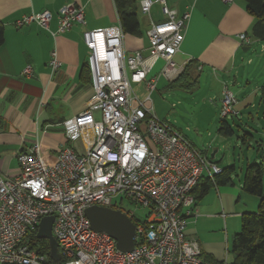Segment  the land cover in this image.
Segmentation results:
<instances>
[{
    "label": "built area",
    "instance_id": "2783aa9c",
    "mask_svg": "<svg viewBox=\"0 0 264 264\" xmlns=\"http://www.w3.org/2000/svg\"><path fill=\"white\" fill-rule=\"evenodd\" d=\"M152 4L141 0L140 12L149 15ZM162 4L165 19L150 23L146 54L125 51L120 26L82 32L91 96L84 112L60 126L83 152L63 148L52 165L43 162L40 143L17 154V175L0 177V264H50L31 238L45 217L54 218L51 233L58 262L64 264H209L186 229L195 215L193 190L201 178L222 174V168L152 113L150 97L160 78L171 83L184 69L173 58L190 18L189 12L178 17ZM51 20L52 14L43 11L16 25L35 22L48 30ZM57 23L58 34L67 32L73 24L84 25V13L68 4L58 11ZM239 39L248 44L246 36ZM158 61L164 63L159 74L149 77ZM49 67L52 73L61 68L55 52ZM22 76H32L30 66ZM133 85L147 93L143 101ZM236 104L233 92L224 87L220 119L237 117ZM118 198L146 210L143 219L124 212L136 228L135 246L127 253L107 234L93 231L84 213L91 207L118 210L113 206Z\"/></svg>",
    "mask_w": 264,
    "mask_h": 264
},
{
    "label": "crops",
    "instance_id": "0c3cea01",
    "mask_svg": "<svg viewBox=\"0 0 264 264\" xmlns=\"http://www.w3.org/2000/svg\"><path fill=\"white\" fill-rule=\"evenodd\" d=\"M151 1L153 4L149 15L138 11L142 14L139 17V32L136 35H124L125 51L146 54L150 23H160L165 19L161 12L163 1L178 17L189 12L183 41L173 62L180 67L190 61L195 62L197 67L194 66V69L199 70L197 84L202 76L205 79V74H208L220 84V91L224 87L230 90L231 86L235 87L236 92L233 89L231 91L237 101V117L243 116L249 107L251 112L246 117L254 122L255 113L252 110L256 108L255 99L263 81H257L251 86L252 78L256 75V70L253 72L252 68L256 67L245 53L252 45L261 42L250 36L255 20L246 12L245 1ZM68 4L82 9L84 25L73 24L67 32L58 34L57 13ZM43 11L52 14L48 30L41 29L35 22L16 25L23 17H37ZM0 23L4 29V42L0 46V177L10 179L18 173L17 154L35 143H40V155L46 165L54 164L58 152L63 148L83 152L80 142L67 140L60 126L62 122L84 112L91 96L89 76L85 70L88 50L83 43L82 32L119 26V18L114 0H0ZM240 35L246 36L248 44L239 39ZM53 52L61 62V68L56 73H52L49 67ZM259 54H264L263 43L259 46ZM262 58L257 69L262 65ZM163 65L162 61H158L149 77L158 75L160 70L157 68ZM27 66L32 71L29 78L22 76ZM167 84L170 83L167 81ZM220 97L221 92L218 96L219 106ZM259 117L258 121L264 123L263 112ZM248 138L252 140L250 136ZM233 186H214L217 196L215 203L205 202V195L201 201L195 202V215L188 220L186 237L196 240L203 257L210 258L214 263L229 264L226 256L222 261L220 241L221 232L226 235L228 220L256 211L248 209L249 204L253 206L250 202L253 196L241 189L242 183L239 188ZM200 191L199 186L197 193ZM222 197L233 200L232 210H228L226 215L223 212L227 204ZM221 220L224 229L218 228V239L216 228H210L214 221Z\"/></svg>",
    "mask_w": 264,
    "mask_h": 264
},
{
    "label": "rangeland",
    "instance_id": "374dc122",
    "mask_svg": "<svg viewBox=\"0 0 264 264\" xmlns=\"http://www.w3.org/2000/svg\"><path fill=\"white\" fill-rule=\"evenodd\" d=\"M139 17H142L141 13H139ZM259 46H261V43L254 44L251 46L250 50L245 53L247 58L254 61L253 66L256 67V69L252 68L253 72L256 70V75L252 78L251 86L255 85V82L257 81H263L261 86L264 84V54H259ZM261 58L262 62L260 64L262 65L257 69ZM158 69L160 70L161 67H158L157 70ZM227 82L231 84L233 83L229 80H227ZM198 83L199 84H197L191 92H187L184 89L169 88L167 81H165L164 78H160V81L156 86V91H154L150 97L152 113L157 119L164 121L166 124L172 126L177 132L181 133L197 151L205 153L208 158H210L211 154L216 150L213 162L220 168L233 166L234 171L229 176V184L234 185V188H239L249 164L259 161L257 157L260 156L262 164L264 165V131H262L264 123L258 121L260 120L259 116L261 112H263L260 106V96L258 95L256 97V108L255 110H252V112L255 113L254 122L249 121L246 117V115L251 112L249 107L246 108L243 116L241 115L237 118L228 117L225 121L231 126L233 125V122L235 124L233 126L234 135L231 137H225L218 133V122L220 121L218 96L219 92H221V86L213 77H211V75L208 74H205V79L202 76ZM251 86L249 88L250 90H252ZM231 88L236 92L235 87L231 86ZM132 89L140 101H143L146 98L147 93L143 90L141 85H133ZM95 116L98 118L97 114ZM244 133L250 134L252 140H247L243 143L241 137ZM256 142H262L260 145L262 150L258 147V144L256 145ZM213 188V185L209 188L204 197L205 202L209 203L213 201L215 203L217 196ZM250 198H252V201L250 202L253 203V206L249 204L248 209L256 210L259 205V199L254 196ZM222 199H224L227 204L224 210L225 212H223L226 215L228 210H232L233 200L231 201L229 197H222ZM113 203V206H115L116 209L122 213L131 212L133 217H136L137 219H143L146 215V210L130 203L129 201L120 203V198H118L114 200ZM208 210L211 211V208L209 207ZM227 227L226 235L225 232H221L222 234L220 237L222 243L221 257L223 258L221 259L223 261L226 256L230 263L233 261V254L231 253L232 239L241 229L240 218L233 217L228 220ZM218 228L221 230L224 229L222 220L214 221L210 228L212 230L215 229L219 239L220 232Z\"/></svg>",
    "mask_w": 264,
    "mask_h": 264
},
{
    "label": "trees",
    "instance_id": "16d2710c",
    "mask_svg": "<svg viewBox=\"0 0 264 264\" xmlns=\"http://www.w3.org/2000/svg\"><path fill=\"white\" fill-rule=\"evenodd\" d=\"M246 4V12L254 18L255 22L251 30V38L264 44V0H244ZM119 18V26L124 35H136L139 32V2L137 0H114ZM3 25L0 23V46L4 42ZM196 63L188 62L178 76V78L171 82L168 87L171 89H184L191 92L197 85V74L199 70L194 69ZM197 67V66H196ZM86 70V69H85ZM86 75L88 72L86 70ZM89 78V77H88ZM260 106L264 114V84L260 87ZM218 133L225 137L234 135L233 125L227 123L226 119H219ZM251 137L250 134L244 133L242 135V142L247 141ZM248 138V139H246ZM252 139V138H251ZM258 147L261 148L262 142H257ZM246 168L245 175L242 181L241 189L259 199V205L253 213H243L240 216L241 229L233 236L231 244V253L233 254V261L229 264H264V165L262 159H258ZM234 171V167L222 168V174L214 176L212 179L205 178L199 181L192 194L195 202L201 200L213 186H225L230 183V174ZM201 191L197 193L198 187ZM134 223L136 221L132 219ZM35 243L39 245V251L48 257L50 264H64L63 261L55 262L51 258L50 246L46 240H37L36 236L31 237ZM209 264H223L214 263L210 258L203 257Z\"/></svg>",
    "mask_w": 264,
    "mask_h": 264
},
{
    "label": "water",
    "instance_id": "95a60500",
    "mask_svg": "<svg viewBox=\"0 0 264 264\" xmlns=\"http://www.w3.org/2000/svg\"><path fill=\"white\" fill-rule=\"evenodd\" d=\"M216 150L211 154L213 160ZM85 216L90 227L97 233H105L116 243V248L123 253L131 251L136 243V228L128 216L119 210H112L100 207H91L85 210ZM53 217L41 219L38 225L37 239L46 240L50 246L51 258L55 262L59 261L57 243L52 237L51 229Z\"/></svg>",
    "mask_w": 264,
    "mask_h": 264
}]
</instances>
